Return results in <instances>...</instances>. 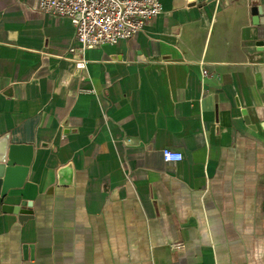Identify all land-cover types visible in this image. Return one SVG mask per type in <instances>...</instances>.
I'll return each instance as SVG.
<instances>
[{"label":"crops","instance_id":"obj_1","mask_svg":"<svg viewBox=\"0 0 264 264\" xmlns=\"http://www.w3.org/2000/svg\"><path fill=\"white\" fill-rule=\"evenodd\" d=\"M159 1L77 70L69 20L0 0V136L33 149L0 264H264V0Z\"/></svg>","mask_w":264,"mask_h":264},{"label":"built area","instance_id":"obj_2","mask_svg":"<svg viewBox=\"0 0 264 264\" xmlns=\"http://www.w3.org/2000/svg\"><path fill=\"white\" fill-rule=\"evenodd\" d=\"M35 9L73 25L74 44L68 52L77 70L86 68V50L132 38L162 12L159 0H36ZM161 158L164 163L183 159L171 149H163ZM172 248L180 250L182 245Z\"/></svg>","mask_w":264,"mask_h":264},{"label":"water","instance_id":"obj_3","mask_svg":"<svg viewBox=\"0 0 264 264\" xmlns=\"http://www.w3.org/2000/svg\"><path fill=\"white\" fill-rule=\"evenodd\" d=\"M32 156L30 145H14L10 143L8 135L0 136V212L6 210L2 201L8 190L24 183Z\"/></svg>","mask_w":264,"mask_h":264}]
</instances>
